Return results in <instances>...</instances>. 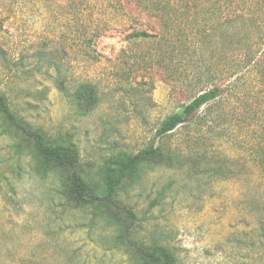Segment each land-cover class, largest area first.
Instances as JSON below:
<instances>
[{"label": "rangeland", "instance_id": "1", "mask_svg": "<svg viewBox=\"0 0 264 264\" xmlns=\"http://www.w3.org/2000/svg\"><path fill=\"white\" fill-rule=\"evenodd\" d=\"M99 5L0 0V93L47 142L76 145L94 183L158 149L115 196L133 218L72 202L67 171L42 165L0 117V264H137L128 241L165 246L175 264H264V27H150L135 9L139 27L121 15L75 26ZM82 83L97 92L91 110L75 100ZM214 85L219 97L157 135Z\"/></svg>", "mask_w": 264, "mask_h": 264}, {"label": "trees", "instance_id": "2", "mask_svg": "<svg viewBox=\"0 0 264 264\" xmlns=\"http://www.w3.org/2000/svg\"><path fill=\"white\" fill-rule=\"evenodd\" d=\"M97 12L85 18L78 14L76 27H112L117 24L114 16H123L120 24L139 27L140 18L132 17V10L139 11L150 27H264V0H99ZM96 7V5H95ZM106 10L108 12H106ZM105 11V13H99ZM74 19V17H73ZM80 23V26L77 24ZM143 32V31H141ZM163 32V31H162ZM143 34V33H142ZM170 48L176 51L171 42ZM180 53V52H179ZM222 93L218 85L193 98L181 112L168 116L157 129V135H166L176 127L191 120L203 106L213 102ZM75 100L91 110L97 103L95 87L82 83L73 93ZM0 117L2 122L18 136L27 139L32 145L35 156L47 167L64 169L68 177L64 182V192L71 201L81 205H99L118 207L133 218V213L122 207L115 196L125 180L135 181L139 167L149 162L158 149L150 146L136 154L122 156L104 167L103 182H92L78 169V148L73 143L52 144L21 115L15 113L5 95L0 93ZM162 156V155H161ZM159 156V157H161ZM173 162L171 156H166ZM261 225V219L256 218ZM128 228V225L125 226ZM256 231V228L254 229ZM137 264H175L171 252L162 245L146 246L128 241Z\"/></svg>", "mask_w": 264, "mask_h": 264}]
</instances>
